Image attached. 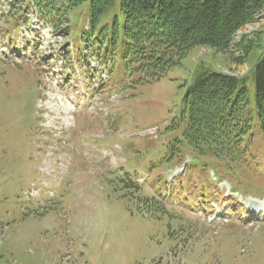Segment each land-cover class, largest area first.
<instances>
[{"label":"rangeland","instance_id":"rangeland-1","mask_svg":"<svg viewBox=\"0 0 264 264\" xmlns=\"http://www.w3.org/2000/svg\"><path fill=\"white\" fill-rule=\"evenodd\" d=\"M89 2L58 30L31 5L20 9L25 23L7 18L27 1L0 0V264H264V220L253 217L264 199L256 205L246 195L247 220L222 210L207 214L209 224L188 206L208 210L211 188L202 182L197 203L199 192L169 179L176 161L166 155L182 138V98L198 66L252 74L261 47L231 64L195 46L158 80L134 83L116 67L108 74L110 64L82 46ZM114 16L121 25L119 0L102 21L111 26ZM256 33L264 35V13L235 42ZM248 86L253 97L252 77ZM185 161L186 153L176 164ZM129 181L132 199L122 197ZM144 196L162 199L175 217L155 218L139 205Z\"/></svg>","mask_w":264,"mask_h":264},{"label":"trees","instance_id":"trees-1","mask_svg":"<svg viewBox=\"0 0 264 264\" xmlns=\"http://www.w3.org/2000/svg\"><path fill=\"white\" fill-rule=\"evenodd\" d=\"M22 1H27V5L11 11L8 17L26 22L20 9L29 8L32 3L40 19L58 30L63 22L70 21L71 11L85 2ZM113 2L90 0L88 28L80 42L97 60L110 64L109 72L116 67L122 75L134 77V83L158 80L180 64L195 46L214 49L226 55L231 64L242 63L250 56L251 49L261 47V57L254 63L252 74L237 75L198 66L182 98L178 119L184 121L182 138L171 142L166 155L181 162L185 153L191 154L203 160L204 167L213 164L220 178L229 180L234 189L248 188L263 196L264 35L256 33L249 40L242 36L238 42L235 37L264 13V0H119L122 24L114 16L109 26L102 17ZM15 27L16 23L11 28ZM75 42V49H80L79 41ZM237 50L240 55H235ZM80 56L86 57L84 51ZM110 75L115 78L119 74ZM251 77L253 97L248 86ZM256 177L261 184L252 181ZM244 179H249L245 188ZM125 189L128 191L122 197H135L130 189L137 187L131 181ZM139 205L157 219L169 213L163 202L153 196L142 197ZM173 217L171 213L168 216ZM185 230L186 240L191 232Z\"/></svg>","mask_w":264,"mask_h":264}]
</instances>
